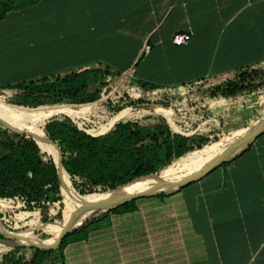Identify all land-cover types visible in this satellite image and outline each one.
Here are the masks:
<instances>
[{
  "label": "crops",
  "instance_id": "crops-1",
  "mask_svg": "<svg viewBox=\"0 0 264 264\" xmlns=\"http://www.w3.org/2000/svg\"><path fill=\"white\" fill-rule=\"evenodd\" d=\"M183 32L188 42L175 43ZM263 65L264 0H33L0 19V87L102 66L134 93ZM65 264H264V133L69 243Z\"/></svg>",
  "mask_w": 264,
  "mask_h": 264
},
{
  "label": "trees",
  "instance_id": "trees-1",
  "mask_svg": "<svg viewBox=\"0 0 264 264\" xmlns=\"http://www.w3.org/2000/svg\"><path fill=\"white\" fill-rule=\"evenodd\" d=\"M9 9L11 8L0 11V19ZM237 72L239 74L235 78H227L218 84L213 90L214 94L232 99L252 92L262 85L256 83L257 77L262 72L261 69L244 68ZM108 74H113L115 77L120 72L115 74L109 68L102 66L83 68L72 70L67 74L44 76L3 87L26 88L31 90V95L35 92L41 94L37 98H34L35 96L30 98V96L21 104L38 106L48 102L54 104L62 102L71 108V110H55L44 118L60 113L77 117L84 111L85 104L89 106L88 103L103 96V93L108 89ZM131 85L132 83L128 86ZM159 88L158 85L143 84V86L135 88V91L140 92L142 97L133 98L127 91L125 98L133 103H157L148 93L157 91ZM69 104L83 105L72 106ZM167 104V102H163L161 105L167 106ZM158 110L166 116H172L171 109L158 108ZM68 115L52 117L46 121L44 129L40 124L39 128L44 137L47 135L60 148L63 155V166L68 177L69 190L80 201L98 191L102 193L96 194L102 195L131 193L166 168L196 160L214 159L225 148L220 143L208 144L203 147L208 143L207 137L182 133L176 130L162 115L150 127H143L135 120L121 119L110 131L99 135H94L80 127ZM120 117L118 114L116 119ZM0 119L13 129L29 131L1 113ZM50 143L57 149L60 156L56 145ZM0 146L7 151L0 156V198H21L25 208L35 212L45 207V203L52 198L51 194L58 198L62 197L60 168L51 147L41 145L40 140L37 141L30 134L13 131L1 123ZM42 148L49 151L50 154L43 152ZM226 163L227 161L223 165ZM192 173L168 175L161 179L157 186L165 187L169 181L182 179ZM70 177L73 181L80 182L82 187L79 188V191L86 195H80L75 191ZM172 192L160 193L155 196H165ZM130 203L136 205V200H131ZM118 206H126V203ZM109 209L111 208H107L106 211ZM91 213L92 209H89L78 216L75 225L80 224ZM54 219L44 216L42 221H53ZM1 220L2 216L0 215ZM100 222L101 220L98 218L90 216L82 225L67 234L56 249L45 250L26 246L5 248L0 252V264H65V248L68 244L88 239L91 231L101 226ZM54 226L57 228L56 234L45 239L57 236L63 223ZM2 229L4 232H8L4 226ZM17 234L29 237L28 232H18ZM73 235L74 237L70 240L69 237Z\"/></svg>",
  "mask_w": 264,
  "mask_h": 264
},
{
  "label": "rangeland",
  "instance_id": "rangeland-1",
  "mask_svg": "<svg viewBox=\"0 0 264 264\" xmlns=\"http://www.w3.org/2000/svg\"><path fill=\"white\" fill-rule=\"evenodd\" d=\"M31 1L33 0H0V11L6 8H16ZM102 66H105V64H102ZM256 68L262 70L261 74L256 79V83H261L262 85L252 92L239 95L232 99L225 98L220 94H214L213 90L218 84L224 82L225 79L235 78V76L239 74L238 72L222 80H203L185 86L159 88L154 93L150 91L148 94L157 102L151 104H162L163 102H167V106L172 111V116H166L160 113L162 111H157L156 109L135 107L137 104L150 103L131 102L128 98H125V94L127 93V90L124 91L125 86L120 84L119 81L114 79L111 80L107 77L108 89L103 93V99L98 102L88 103L89 106L85 104L86 107L79 116L74 117L65 113H60L42 120L30 114L31 121L36 125L37 129H40L39 124L41 128L44 129L46 121L50 118L68 115L80 127L94 135H99L110 131L115 123L121 119L135 120L143 127H150L157 121L158 117L162 115L167 118L170 124L178 131L194 136L202 135L207 137L209 139L208 143L203 147L208 144L220 143L222 147L226 148L232 141L241 137V133H237L238 130L246 129V132H248L252 126L259 122L264 116V65ZM31 94V90L26 88L0 87V105L16 110L23 109L18 106L29 109L37 108L34 109V111L38 114H42L45 111L43 108L66 104L62 102L55 104L48 102L38 106L21 104L30 96V98L41 96V94L37 92L33 93V95ZM128 94L133 98L142 97V94L138 91L134 93L128 92ZM210 99H212V101ZM108 102L111 103L108 104ZM79 105L83 104H75L72 106ZM213 112L215 113V120L211 118L212 114H214ZM118 114L121 117L116 119ZM1 124L4 125L3 123ZM42 151L49 153V151L43 148ZM6 152L7 151L0 146V156L4 155ZM71 182L78 194L86 195L80 193L79 188L82 186L79 181H73L71 179ZM96 193L102 192L98 191ZM51 196L52 198L45 203V207L35 212L27 210L21 198H0V215L2 216L0 222L8 232H28L29 237L34 239H45L54 236L57 232V228L54 225L60 223L64 224L73 210L65 196L63 185L61 198H58L54 194H51ZM76 201L77 204H81L78 198H76ZM132 206L133 204L129 201L126 202V206L116 205L111 207L108 211H106L107 209H103L94 212L89 215V217L93 216L98 218L101 220V225L106 224L114 214L123 213L124 210L126 211ZM44 216L49 218L53 217L55 219L53 221L44 222L42 221ZM73 237L74 235L69 237V239L71 240Z\"/></svg>",
  "mask_w": 264,
  "mask_h": 264
},
{
  "label": "water",
  "instance_id": "water-1",
  "mask_svg": "<svg viewBox=\"0 0 264 264\" xmlns=\"http://www.w3.org/2000/svg\"><path fill=\"white\" fill-rule=\"evenodd\" d=\"M102 99H103V97H101L100 99H98L94 102H98L99 100H102ZM94 102H91V103H94ZM70 105H75V104H70ZM135 107H141V108L147 107V108H151V109H156L157 111H159L158 108L170 109L168 106H164L161 104H151V103L150 104H147V103L146 104H137ZM0 122L3 123L8 128H10L16 132L27 133V134L32 135L38 141V137L35 134H33L27 130L13 129V128L9 127L5 123V121H3L1 119H0ZM263 133H264V116L259 122L254 124L248 132L243 134L237 140L232 141L230 143V145H228L219 155H217L209 164H207L205 167L201 168L200 170H197V171L193 172L192 174H190V175H188L182 179L169 181L165 185V187L164 186H155V187L148 188V189L136 192V193H131V194L116 197V198H110L107 200H102V201L96 202L95 204L86 203L85 207L92 209V213H94V212H98V211L103 210V209L111 208L113 206H116V205H119L122 203L129 202L131 200L139 199L141 197L152 196V195H157L160 193H166V192L178 190L181 187H184V186H186L192 182H195V181L201 179L202 177L207 175L209 172H211L215 168L221 166L228 159L232 158L233 156H235L236 154L241 152L244 148H246L251 142H253L256 138H258ZM46 139H48L50 142L55 144L59 150L60 157H59L57 162H58V166L60 168V178H61V182L63 185L62 175H61V168L64 167L63 161H62V158H63L62 152H61L60 148L58 147V145L56 143H54L47 135H46ZM237 149H239V150H237ZM79 211H80V209L78 208V209H75L71 212L70 216L64 222L60 231L57 233L56 240L53 243H46L42 239H34L31 237H27V236L23 237L20 234L13 233V232H4L2 229L3 225L0 222V234H1L0 246L3 247L1 249V251L4 250L5 248L20 247V246L33 247V248H39V249H45V250H52V249L58 248L61 245L64 237L69 232H71L73 229L82 225L87 220V218L89 217L88 216L80 224L75 225L76 220L78 218Z\"/></svg>",
  "mask_w": 264,
  "mask_h": 264
},
{
  "label": "bare ground",
  "instance_id": "bare-ground-1",
  "mask_svg": "<svg viewBox=\"0 0 264 264\" xmlns=\"http://www.w3.org/2000/svg\"><path fill=\"white\" fill-rule=\"evenodd\" d=\"M64 107H65V109L71 110L67 104H64V105L61 104V105L51 106L48 109H46L42 114L41 113L38 114L34 111V109H32V110L31 109H24V110L23 109H17L16 110V109L4 106V105H0V113L3 114L4 116L8 117L9 119H11L16 124L25 127L26 129L29 130V132L35 134L38 137V139L40 140L41 145H47V146L51 147L52 153L57 157V161H58L60 156L58 154L57 149L55 147H53L52 144L49 142V140L46 139V137H44L42 135L40 129H37L36 125H34V123H32L30 114L32 116H35L36 118L43 119L45 116H47L51 112L58 110V109H64ZM237 150H239V149H237ZM212 160L213 159L196 160V161L183 163L179 166L166 168L161 173L153 176L152 179H150L146 184H144L138 190H135L131 193H136V192L148 189V188L155 187V186H157V183L161 179H163L164 177H166L168 175L182 174L185 172H195L197 170H200L201 168H203L207 164H209ZM61 172L63 175V186H64V190H65V196L68 199V203L72 207V210H75L78 208L80 209L78 216L84 214L87 210L90 209V208L85 207L86 203L95 204L96 202H99L102 200H107L110 198H116V197L131 194V193H126V194H121V195H119V194L102 195V194H96V193L90 194L87 198H85L83 201H81V204L79 205V204H77V201H76V198H78V197L73 196L69 190V182H68L66 169L64 167H62ZM99 197H101V198H99ZM55 240H56V236L49 238V239H44L43 241L46 243H53ZM2 248L3 247L0 246V252H1Z\"/></svg>",
  "mask_w": 264,
  "mask_h": 264
},
{
  "label": "built area",
  "instance_id": "built-area-1",
  "mask_svg": "<svg viewBox=\"0 0 264 264\" xmlns=\"http://www.w3.org/2000/svg\"><path fill=\"white\" fill-rule=\"evenodd\" d=\"M190 35H191V32H183V33H179V34H177V35L175 36L174 41H175V43H177V44L187 43V42H188V39H189V37H190ZM121 75H124V74H121ZM107 77H108V79L110 78V79L112 80V79H113V74H108ZM124 77H125V75H124ZM127 79H128V77L125 78V80H127ZM154 92H155V91H153V93H154Z\"/></svg>",
  "mask_w": 264,
  "mask_h": 264
}]
</instances>
